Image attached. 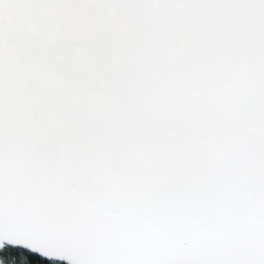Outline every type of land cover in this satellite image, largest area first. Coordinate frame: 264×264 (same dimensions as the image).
<instances>
[{
    "label": "snow or ice",
    "instance_id": "snow-or-ice-1",
    "mask_svg": "<svg viewBox=\"0 0 264 264\" xmlns=\"http://www.w3.org/2000/svg\"><path fill=\"white\" fill-rule=\"evenodd\" d=\"M8 245L264 264V0H0Z\"/></svg>",
    "mask_w": 264,
    "mask_h": 264
},
{
    "label": "trees",
    "instance_id": "trees-1",
    "mask_svg": "<svg viewBox=\"0 0 264 264\" xmlns=\"http://www.w3.org/2000/svg\"><path fill=\"white\" fill-rule=\"evenodd\" d=\"M6 249L8 252H11V253L24 252L25 254L33 258V264H64V263H59L55 261H45L38 255L31 254L22 249H13L12 247H7V246H6ZM0 258L5 259V264H8L9 261H11L12 259H15L12 255H6L5 250H0ZM16 258H17V264H18L20 257L17 256Z\"/></svg>",
    "mask_w": 264,
    "mask_h": 264
},
{
    "label": "water",
    "instance_id": "water-1",
    "mask_svg": "<svg viewBox=\"0 0 264 264\" xmlns=\"http://www.w3.org/2000/svg\"><path fill=\"white\" fill-rule=\"evenodd\" d=\"M7 247H12V246L8 245ZM22 250H25V251L29 252L27 249H22ZM29 253H31V252H29ZM31 254L38 255L39 257H41L45 261H55V262H59V263L70 264V261H68L67 259H65V260L48 259L46 257L40 256L38 253H31Z\"/></svg>",
    "mask_w": 264,
    "mask_h": 264
}]
</instances>
